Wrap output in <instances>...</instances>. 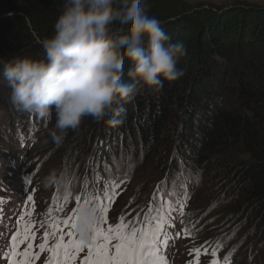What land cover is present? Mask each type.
Masks as SVG:
<instances>
[{
	"label": "trees",
	"instance_id": "16d2710c",
	"mask_svg": "<svg viewBox=\"0 0 264 264\" xmlns=\"http://www.w3.org/2000/svg\"><path fill=\"white\" fill-rule=\"evenodd\" d=\"M147 2L149 15L161 21L169 42L186 46V55L177 63L183 76L164 80L158 91L137 84L134 98L121 102V123L108 124L111 113L100 123L85 116L60 143L49 134L55 125L54 111L47 119L18 111L2 75L1 113L10 119L18 116L16 122L23 123L31 117L44 130L50 150L76 146L92 152L97 164L123 153L138 161L143 173L170 174L183 165L191 171L193 186L208 179L211 190L205 197L224 207L219 221L223 230L210 234L216 235L206 240L210 248L221 234L228 235L233 242L225 239L223 245L230 264L240 260L264 264V4ZM63 4L64 0H0V59H45L43 41L53 35ZM129 68L125 60L123 80L131 83ZM97 137L100 144L94 148ZM3 142L1 137L0 158ZM70 206L71 202L61 206L55 201L49 208L62 215ZM207 216L186 218L183 233L195 241L196 236L208 238L214 227L202 220Z\"/></svg>",
	"mask_w": 264,
	"mask_h": 264
},
{
	"label": "clouds",
	"instance_id": "9594fccd",
	"mask_svg": "<svg viewBox=\"0 0 264 264\" xmlns=\"http://www.w3.org/2000/svg\"><path fill=\"white\" fill-rule=\"evenodd\" d=\"M149 10L147 0H64L53 35L43 41L45 59H0L13 106L46 119L54 111L49 134L56 143L85 116L100 123L111 113L107 123H121V102L134 98L137 84L158 91L164 80L184 75L177 63L186 55L185 44L170 43ZM125 60L131 83L123 80ZM55 180L50 174L44 186ZM98 220L92 208L82 206L75 220L78 236L88 242Z\"/></svg>",
	"mask_w": 264,
	"mask_h": 264
},
{
	"label": "rangeland",
	"instance_id": "374dc122",
	"mask_svg": "<svg viewBox=\"0 0 264 264\" xmlns=\"http://www.w3.org/2000/svg\"><path fill=\"white\" fill-rule=\"evenodd\" d=\"M186 1L223 7L240 1L264 4V0ZM1 112L0 110V138L4 139L2 145L5 149L2 150L3 154L0 158V264L7 262L8 257L3 253L9 251L11 236L20 227L19 216L28 212L32 214L26 216V220L35 225L33 229L35 239L32 241L33 251L40 255L34 264H45L49 254L46 251L41 252L39 244L43 242L44 232L51 231L49 221L57 217L61 220L70 217L72 209L76 207V196H87L90 192L93 195L102 196L104 188L108 187L110 181L120 183L119 187L115 189L116 195L109 205L107 222L109 225L120 222V217L123 216L126 222L137 227L142 226L145 217L149 216L153 207L159 209L163 201V207L167 208L171 203L172 219L166 229L168 243L161 245V253L166 255L168 264H197V256H199V264H211L214 259L211 255L212 249L217 251V258L220 259L221 264H224L226 247L223 243L225 239L229 243H232L233 240L228 235L221 234L219 241L213 240L212 243L216 245L211 248L206 241L215 238L216 235L212 237L211 233L223 230L219 222L223 214V205L221 207L218 203L210 204V198L205 197V194L207 195L211 190L208 179L193 186L190 178L191 171L183 165L170 174L165 172L160 174L149 170L143 173L140 171L139 162L130 160L123 153L120 155L114 153L109 157L108 162L98 161L100 163L97 164L93 163L95 156L93 158L92 152L85 153L76 146L58 147L59 151L50 150L44 130L40 129L31 117L28 116L25 123L21 120L16 122L18 116L10 119ZM98 144L100 141L97 137L94 148ZM241 158L247 159V156L242 155ZM52 173L55 174L56 180L50 186L45 187L44 179ZM113 178L115 179L112 181ZM67 191H70L72 196L65 201L64 196ZM57 194L58 205L64 206L71 202V206L62 215L51 213L52 209H50L55 203L53 197ZM27 195L33 196L34 203L27 201ZM104 202L107 203V201ZM182 203L185 204V207L178 209ZM202 214H209L202 220L211 221L214 228L210 231L208 238L199 239L196 236L198 241H195V238H190L183 233L182 222L186 218H197ZM151 215L154 216L156 213L152 212ZM69 230L67 225H60V231L65 235V239H67ZM177 233L179 235H176ZM54 242L55 237L50 236L49 245ZM27 243L26 241L24 244H20L19 249L23 251ZM196 249L200 251L196 252ZM84 254H86V250L79 259H82ZM79 259L77 264H79ZM237 264L245 263L240 260Z\"/></svg>",
	"mask_w": 264,
	"mask_h": 264
},
{
	"label": "snow or ice",
	"instance_id": "6c2138e0",
	"mask_svg": "<svg viewBox=\"0 0 264 264\" xmlns=\"http://www.w3.org/2000/svg\"><path fill=\"white\" fill-rule=\"evenodd\" d=\"M117 181H113L107 188H104L101 195L76 196V207L72 209V215L66 219L53 218L49 221L51 231L44 232L43 242L39 244L41 252L46 251L49 255L45 264H168L166 255L161 253V245H167L168 237L166 229L172 219L173 208L171 203L167 208L162 205L159 209L153 207L149 216L145 217L142 226L137 227L134 224L126 222L124 217H120V222L115 225H109L108 211L109 205L116 195L115 189L119 187ZM103 185V181L101 182ZM72 196L70 191L65 193L64 199L67 201ZM58 201V194L53 197ZM27 201L33 202V196L27 195ZM104 201H107L105 203ZM87 205L98 215L99 220L93 228L88 242L81 239L75 231V220L79 209ZM185 207L180 204L178 209ZM155 212L156 215H151ZM32 213L28 212L20 215L18 224L20 227L15 234L11 236V244L8 252L3 253L7 256L6 264H34L35 260L40 258L39 253L33 251L35 235L33 229L34 223L26 220V216ZM150 217V218H149ZM69 227L67 239L60 231V225ZM107 225V226H106ZM176 235H179L177 233ZM55 237V242L49 245V237ZM28 242L21 251L20 244ZM199 252V249L195 250ZM214 259L211 264H221L215 249L211 250ZM199 264V256H197ZM224 264H230L227 257L224 258Z\"/></svg>",
	"mask_w": 264,
	"mask_h": 264
}]
</instances>
